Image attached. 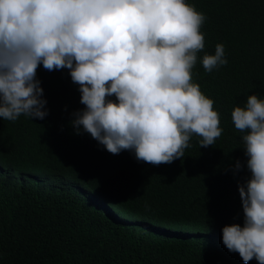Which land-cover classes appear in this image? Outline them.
<instances>
[{
  "label": "trees",
  "instance_id": "16d2710c",
  "mask_svg": "<svg viewBox=\"0 0 264 264\" xmlns=\"http://www.w3.org/2000/svg\"><path fill=\"white\" fill-rule=\"evenodd\" d=\"M185 2L207 18L192 82L214 101L222 135L206 148L194 135L170 164L113 155L72 127L85 106L69 70L41 64L49 114L0 118V264H245L222 229L244 222L238 185L251 174L231 112L264 99V0ZM217 44L228 64L207 72Z\"/></svg>",
  "mask_w": 264,
  "mask_h": 264
},
{
  "label": "clouds",
  "instance_id": "9594fccd",
  "mask_svg": "<svg viewBox=\"0 0 264 264\" xmlns=\"http://www.w3.org/2000/svg\"><path fill=\"white\" fill-rule=\"evenodd\" d=\"M206 19L185 0H0V118L49 114L42 64L69 70L85 106L72 127L113 155L127 150L159 166L183 158L194 135L200 148L213 146L223 132L219 113L191 72ZM202 64L207 72L227 65L224 45ZM231 119L244 133L251 175L238 185L243 226H224L222 241L245 264H264V99L248 95Z\"/></svg>",
  "mask_w": 264,
  "mask_h": 264
},
{
  "label": "rangeland",
  "instance_id": "374dc122",
  "mask_svg": "<svg viewBox=\"0 0 264 264\" xmlns=\"http://www.w3.org/2000/svg\"><path fill=\"white\" fill-rule=\"evenodd\" d=\"M82 194L86 195V193H84V191H80Z\"/></svg>",
  "mask_w": 264,
  "mask_h": 264
}]
</instances>
